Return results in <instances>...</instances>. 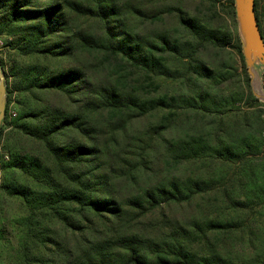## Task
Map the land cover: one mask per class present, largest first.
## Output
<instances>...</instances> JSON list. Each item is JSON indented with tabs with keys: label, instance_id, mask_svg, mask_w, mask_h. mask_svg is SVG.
<instances>
[{
	"label": "trees",
	"instance_id": "trees-1",
	"mask_svg": "<svg viewBox=\"0 0 264 264\" xmlns=\"http://www.w3.org/2000/svg\"><path fill=\"white\" fill-rule=\"evenodd\" d=\"M0 35V264H264L234 0H0Z\"/></svg>",
	"mask_w": 264,
	"mask_h": 264
},
{
	"label": "water",
	"instance_id": "water-1",
	"mask_svg": "<svg viewBox=\"0 0 264 264\" xmlns=\"http://www.w3.org/2000/svg\"><path fill=\"white\" fill-rule=\"evenodd\" d=\"M254 4L255 0H234L242 53L251 81L258 74L257 64L264 65V40L258 26ZM254 94L264 101L263 93L254 92ZM5 109L6 84L4 72L0 68V126L5 115Z\"/></svg>",
	"mask_w": 264,
	"mask_h": 264
},
{
	"label": "rangeland",
	"instance_id": "rangeland-1",
	"mask_svg": "<svg viewBox=\"0 0 264 264\" xmlns=\"http://www.w3.org/2000/svg\"><path fill=\"white\" fill-rule=\"evenodd\" d=\"M225 2L226 1H222V3L218 4V6L216 8L215 21H216V24H218V25L223 26L225 24H229L230 27L233 28L232 21H231L229 15L227 14V6H226ZM184 5L187 9L190 10V12H194V11H196V9H198V10L204 9L203 4H199L197 2H189L188 1ZM263 7H264V0H260V8L262 9ZM172 22H173V20H172ZM236 29L238 31L237 19H236ZM7 38L8 37L6 35H0V57L2 58V60L4 62L5 70H8V66L12 62H14V61L15 62H23V59H24V58H21L20 56H17L15 54V52H13V50L11 48H9L8 45H6V39ZM228 49L230 51L232 50V48L230 46L228 47ZM242 55H243V53H242ZM243 60H244V57H243ZM238 62L240 63L239 59H238ZM244 63H245V61H244ZM246 70H247V68H246ZM257 70H258V74L256 75V77H254V80L253 81L250 80V89L252 90L253 94H254V92H261L264 94V65H262L261 63H258L257 64ZM249 78H250V76H249ZM10 80H11V78H10ZM256 98H258V97H256ZM258 100L264 104V101L262 99L258 98ZM259 107L262 108V110H263L262 117L264 118V105H260ZM15 110L16 109L14 107V103L13 102L10 103V106H9L10 115H15ZM13 112H14V114H13ZM263 135H264V132H263ZM261 149H262V147H261ZM260 153L264 157V153L262 152V150ZM6 156L7 155L5 154L4 158H6ZM175 212L177 214V217H179L181 219H186L187 215L189 213V209H187V206L185 204H183V205L179 206Z\"/></svg>",
	"mask_w": 264,
	"mask_h": 264
},
{
	"label": "built area",
	"instance_id": "built-area-1",
	"mask_svg": "<svg viewBox=\"0 0 264 264\" xmlns=\"http://www.w3.org/2000/svg\"><path fill=\"white\" fill-rule=\"evenodd\" d=\"M13 114H14V112H13ZM262 152L264 153V145L262 146ZM6 158H7V156H6Z\"/></svg>",
	"mask_w": 264,
	"mask_h": 264
}]
</instances>
